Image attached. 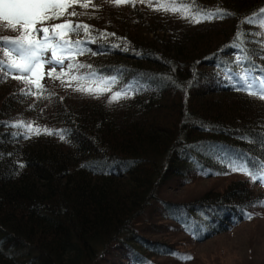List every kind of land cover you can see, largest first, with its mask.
Segmentation results:
<instances>
[{
	"label": "trees",
	"instance_id": "1",
	"mask_svg": "<svg viewBox=\"0 0 264 264\" xmlns=\"http://www.w3.org/2000/svg\"><path fill=\"white\" fill-rule=\"evenodd\" d=\"M171 2L79 0L36 25L88 26L65 37L62 65H37L33 83L0 72V264L183 262L182 244L149 236L202 241L264 210V192L230 170L264 163V100L237 90L249 70L264 77V28L246 22L264 0H196L226 13L199 23L161 7ZM104 80L110 91L99 97L76 90ZM115 92L126 98L109 103ZM21 123L41 131L13 127ZM209 178L230 183L188 201L160 198L171 182Z\"/></svg>",
	"mask_w": 264,
	"mask_h": 264
},
{
	"label": "snow or ice",
	"instance_id": "2",
	"mask_svg": "<svg viewBox=\"0 0 264 264\" xmlns=\"http://www.w3.org/2000/svg\"><path fill=\"white\" fill-rule=\"evenodd\" d=\"M78 2L79 0H0V29L16 34L13 37L0 36V45L4 46L3 56L5 57V59H0V72H3L5 75L9 72L19 73L22 75L13 76V78L23 79L25 83H33L29 79V76L34 73L37 65L43 66L45 63L62 65L63 60L57 55V49L63 50L62 45L67 46L73 43L70 39L65 38L69 33L77 32L81 28L87 31L88 26L73 25L71 21L44 27H36V25H43L47 21L59 19L65 14L71 4ZM113 2L119 5L121 3H128L130 0H113ZM80 6L87 7V4L82 3ZM161 7L166 11L180 12L183 18H189L195 23H199L202 20L222 18L226 14L219 7L211 11L204 10L196 4V0H172L171 3L163 4ZM70 14L76 15L75 12ZM257 20L259 21V26L264 28V8L246 18V22L249 24L255 23ZM38 34H42V36L36 38ZM242 36L243 33L238 31L235 41H240ZM53 37H58L60 43L53 44ZM235 41L231 47L241 48V45ZM75 43L80 44L81 41L77 40ZM8 45L14 46L11 51H9ZM49 50L52 53L51 60L43 59L42 53ZM241 51H243L242 48ZM13 53H15V56H13ZM248 59L247 55L236 57L237 63ZM70 67H85V65H70ZM54 71L55 69L53 68L47 75L53 77ZM261 71L264 72V69H261ZM73 79H76V77H73ZM112 79L114 80V78ZM238 82L241 84V87L237 90L246 91L248 95L264 100V77L252 76L249 70L247 74L238 77ZM35 83L39 92L45 90L43 85L38 81ZM76 90L99 97L105 91H110V84L107 80H104L96 88L81 86ZM122 97L126 98V93L115 92L110 97L109 103ZM22 126L27 127L29 132L37 135L41 131L39 128L34 129L31 124L23 125L21 123L13 125V127ZM44 131L47 132L48 130L45 129ZM64 138V135H60L61 140H64ZM20 167H23V165H20ZM230 170L247 175L252 182L259 181L264 185V163H259V167L250 168L247 162H232ZM256 203L264 206V200L257 201ZM248 218H251V214H249ZM188 258L190 259V257Z\"/></svg>",
	"mask_w": 264,
	"mask_h": 264
},
{
	"label": "rangeland",
	"instance_id": "3",
	"mask_svg": "<svg viewBox=\"0 0 264 264\" xmlns=\"http://www.w3.org/2000/svg\"><path fill=\"white\" fill-rule=\"evenodd\" d=\"M81 37L82 34L78 36V38ZM62 48L63 50L57 49V55L63 60L65 48L63 46ZM42 58L51 60L52 55L45 51L42 53ZM46 64L48 63L44 65ZM229 183L228 179L213 180L210 178L195 179L185 186L171 182L161 192L160 198L170 201H188L207 192H219L225 189ZM252 191L255 194L264 192V185L259 181L254 182ZM145 217L139 218L138 221L146 220ZM172 234L173 236H166L160 233H152L149 238L151 240H164L170 244L179 242L182 244L183 253L187 255L186 258H183L188 260L182 262L181 258L164 257L156 260L157 264H264V210L253 220L242 222L228 231L202 241L186 242L184 240L187 238H184L183 234L177 232H172Z\"/></svg>",
	"mask_w": 264,
	"mask_h": 264
}]
</instances>
